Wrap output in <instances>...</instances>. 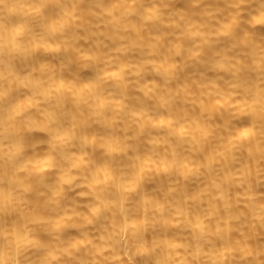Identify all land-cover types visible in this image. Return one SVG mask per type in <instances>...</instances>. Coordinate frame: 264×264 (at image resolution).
<instances>
[{
  "label": "bare ground",
  "instance_id": "bare-ground-1",
  "mask_svg": "<svg viewBox=\"0 0 264 264\" xmlns=\"http://www.w3.org/2000/svg\"><path fill=\"white\" fill-rule=\"evenodd\" d=\"M0 264H264V0H0Z\"/></svg>",
  "mask_w": 264,
  "mask_h": 264
}]
</instances>
